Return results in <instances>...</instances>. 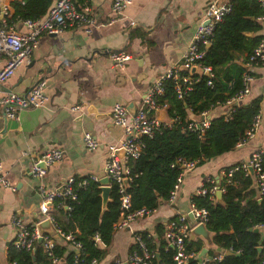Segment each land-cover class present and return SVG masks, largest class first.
<instances>
[{
	"label": "crops",
	"instance_id": "obj_1",
	"mask_svg": "<svg viewBox=\"0 0 264 264\" xmlns=\"http://www.w3.org/2000/svg\"><path fill=\"white\" fill-rule=\"evenodd\" d=\"M24 1L0 0V22L25 32L20 23L23 18H12V4ZM111 1L90 0L87 4L93 21L89 34H84L80 27H73L56 36H39L27 62L19 65L0 86L1 93L24 94L37 81L45 84L43 104L20 111L17 121L4 119L0 111V175L14 188L10 191L0 186V264H7L6 247L13 238L10 219L18 217L26 225L40 219L37 187L57 190L69 177L104 178L107 148L123 140L121 129L111 121L112 105L122 104L126 110L130 106L132 114H128L132 116L149 85L167 68L179 65L195 28L205 23L202 19L205 7L213 2H227L132 0L130 6L114 14ZM3 8L6 15L1 14ZM256 22L260 26L256 35L260 37L264 53V20ZM118 52L129 57L121 68L110 60V55ZM3 64L4 57L0 56V70ZM191 71L202 74L197 69ZM249 71L253 79L248 84V94L238 104L260 99L259 125L252 138L235 150L186 172L171 202L161 201L147 216L132 222L129 229L113 230L106 246L98 244L102 255L95 264L125 262L134 244L133 234L152 235L156 225L164 226L179 216H185L184 224L191 225L190 198L196 196V190L204 182L212 180L217 185L225 168L245 162L254 152L264 153V65ZM74 107L78 109L72 110ZM166 110H158L151 116L167 124ZM228 113V108L216 105L206 111L204 119L208 122ZM193 116L187 112L186 118L193 120ZM84 133L97 142L95 150L83 147ZM52 149L60 152V160L47 167L41 180L35 179L31 175L32 167L43 153ZM221 194L217 198L215 193V203H221ZM259 233L263 237L264 229ZM193 240L200 241L201 249L222 254L210 249L212 247L206 246L200 238Z\"/></svg>",
	"mask_w": 264,
	"mask_h": 264
},
{
	"label": "trees",
	"instance_id": "obj_2",
	"mask_svg": "<svg viewBox=\"0 0 264 264\" xmlns=\"http://www.w3.org/2000/svg\"><path fill=\"white\" fill-rule=\"evenodd\" d=\"M54 0H26L22 4H12V18H41ZM80 3L75 0L74 5ZM230 6L227 14L217 23L207 38L209 48L198 45L202 58L195 63L200 67H209L211 79L205 75L180 71V76L188 75L196 79L190 91L177 99L171 81L163 83L160 105L166 104V115L174 121L169 127H163L150 138L141 137L142 148L134 160H127L128 182L123 194L129 198L128 212L146 210L152 212L161 201L168 198L169 192L180 172L178 161L193 163L194 167L236 149L245 140L253 118L258 115L260 99H254L246 105L237 104L228 107L226 103L241 88V77L246 72L252 50L260 41L256 33L260 30L256 22L261 15L260 4L256 0H227ZM9 24V20H6ZM250 34L251 36H248ZM209 81V86L207 82ZM216 105L229 109L227 117L219 116L208 121L207 128L200 136L185 129L187 112L198 116ZM151 116V114L149 115ZM236 166V165H235ZM235 166L223 170V176L216 185L222 189L221 203L210 201L207 196H192L191 204L206 211L204 226L211 240L210 249L222 253L220 262L210 259L217 255L207 251L203 264H264V236L248 232V229L264 223V197H256L251 187L250 175L241 171L226 173ZM264 170V155L261 156ZM84 180L82 187L74 188V200H53L49 216L63 234L73 233L74 241L79 244L76 252L69 243L59 238L53 239L51 258L56 264H89L100 259L102 252L98 243L106 246L113 233V226L120 218V194L115 185L109 188L107 201L101 203L99 184L84 178H74L75 183ZM206 188L209 184L205 183ZM66 205L68 211H64ZM171 222V219L169 220ZM165 226V225H164ZM164 226L156 225L153 234L136 233L140 242L153 258L145 264H173L174 251L164 240ZM260 247V252L256 248ZM201 250L200 241L188 238L184 242V252L192 254L186 264L203 262L196 258ZM140 253L137 244H133L130 253ZM224 252L230 255L224 256ZM157 256V259L156 257ZM41 245L32 252L18 251L10 244L6 247L7 264H52Z\"/></svg>",
	"mask_w": 264,
	"mask_h": 264
},
{
	"label": "built area",
	"instance_id": "obj_3",
	"mask_svg": "<svg viewBox=\"0 0 264 264\" xmlns=\"http://www.w3.org/2000/svg\"><path fill=\"white\" fill-rule=\"evenodd\" d=\"M217 1V0H216ZM261 7V15L257 21L262 22L264 20V3L262 0H256ZM75 0H54V3L48 8L45 15L37 20H31L28 18L22 19L20 22L26 29L25 32H19L12 26H7L3 21L0 22V56L4 57V64L0 70V85L10 78L15 69L22 63L27 62L32 50L37 44V39L41 35L56 36L61 34L68 28L80 27L83 29L84 34H89L93 26V21L89 14L87 4L90 0H80V6L74 5ZM132 0H112L111 11L114 14L120 13L123 9L130 6ZM230 6L226 3L217 4L213 2L208 4L202 14V19L205 21L203 25H198L193 33L191 41L187 46L186 52L182 55L179 65L167 68L161 76L156 78L148 87L144 96L141 98L138 108L135 113L130 116L125 106L119 103H114L111 107V121L112 124L121 129L123 134V140L115 146H110L106 151V160L103 165L104 177L108 180L107 187L110 188L115 185L120 194V218L114 224V230L129 229L130 224L136 219H140L147 216L150 211L143 209L128 212L129 198L123 194L126 187L123 186V180H127V184L130 181L128 177V170L125 167L127 160H134L139 156L142 144L140 142L141 137L150 138L154 133L159 132L163 127H169L174 121L169 120L167 124H161L149 116L151 113L158 110H165L167 106L165 104L160 105L158 99L163 94V83L169 80L173 84V91L177 99L190 91V86L196 79L190 78L188 75L180 76V71L189 72L191 70H200L207 79H211V71L209 67H200L196 61L202 58V52L198 51V45L206 46L208 44L207 38L211 35L214 26L221 21L223 16L228 13ZM2 15H6V9L1 10ZM110 60L117 68H121L122 64L129 60V57L123 52H118L110 55ZM264 65V53L263 44L258 42L256 47L252 50L247 63L245 64L246 72L241 77V90L235 94L230 101L226 103L228 107L232 103L238 104L249 91L248 84L252 81L253 76L250 73V69L254 67H261ZM209 81L207 85L209 86ZM45 84L43 81H37L34 83L28 92L24 94L15 93H1L0 92V111L2 116L6 120L17 121V115L20 111L38 108L44 100ZM78 107H74L72 110H77ZM206 112L200 114L203 120L200 123H196L193 120H188L185 129L188 132H196L198 136L203 133L207 128L208 122L205 121L204 115ZM227 114L225 115V118ZM259 125V117L256 115L253 118L249 130L245 133V140L238 144L237 147L242 146L247 140L252 138L254 132ZM83 147L88 151H93L97 148L98 144L93 137L84 133L82 136ZM122 152V155L118 157L116 152ZM262 152H254L250 154L245 162H242L234 167L233 170H229L226 175L230 176L232 171H241L245 175H250L253 180V189L258 197H264V170L261 167ZM61 158L60 152L56 149L49 150L43 153L36 164L32 167L31 175L41 180L44 176L45 170L39 168L38 163L42 162L45 169L55 164ZM180 172L177 175L175 183L169 192L167 201L171 202L174 199L176 192L178 191L181 181L186 172L192 170L193 163H186L178 161ZM87 180L98 183L99 178L96 176H88ZM85 181L75 183L73 177H69L61 184V191L47 190L43 186L37 187V193L40 201L38 205V213L40 219L35 224L26 225L18 217H12L10 219V225L13 228V238L10 245L13 249L18 251L32 252L38 245H41L46 255L51 258V249L53 248V239L59 238L63 242H67L76 252L79 250V244L74 241L73 233L63 234L58 227L53 223L52 218L49 216L51 211V204L53 200H74V188L82 187L85 185ZM205 183L209 184L206 188ZM0 186L10 191L14 188L11 186L2 175H0ZM100 187V185H99ZM223 192L222 189L216 187L212 180L204 182L197 190L196 196H207L210 201L214 200L215 193ZM65 211H68V207L64 205ZM189 215L192 217V224H184L185 216H179L176 220L168 222L164 226V240L166 244L174 251L172 257L173 264H186L187 260L192 258V254H186L184 252V242L189 236L190 230L206 221V211L204 209L195 208L190 206ZM44 220H48L51 224L52 232L41 233L37 230L36 225ZM255 229H264V223L254 227ZM134 244H137L140 253L132 252L129 254L125 262L119 260L113 261L111 264H145L148 260L154 256L152 253H148L143 244L140 242L139 237L133 235ZM37 241L40 243L37 244ZM94 242L98 243L96 237L93 238ZM222 254H217L211 261L220 262ZM208 259L198 264H203ZM57 260L51 258V263L56 264ZM89 264H95V261H91Z\"/></svg>",
	"mask_w": 264,
	"mask_h": 264
},
{
	"label": "water",
	"instance_id": "obj_4",
	"mask_svg": "<svg viewBox=\"0 0 264 264\" xmlns=\"http://www.w3.org/2000/svg\"><path fill=\"white\" fill-rule=\"evenodd\" d=\"M217 4H219V3H217ZM208 48H209V44H207V45L205 46V50L208 49ZM191 72H192V71H191ZM0 86H1V85H0ZM236 105H237L236 103H232V104L230 105V107H234V106H236ZM129 107H130V106L127 107V111H128V112H129ZM129 113H130V112H129ZM156 113H158V112H156ZM130 114H132V113H130ZM192 119H193V121H195L196 123H200V122L203 120L202 116H200V115H198V116H193ZM116 155H117L118 157H120V156L122 155V152H121V151L116 152ZM37 166H38L39 168H42V169L46 170V169L44 168L42 162L38 163ZM99 184H100L99 190H100V193H101V194H100V197H101V203H102V205L104 206L105 203H106V201H107V195H108V192H109V188L106 186V185L108 184V180L104 177V178L100 179ZM122 184H123L124 187H126V186H127V180H123ZM60 191H61V187H60L59 189H57V192H60ZM215 196H216L217 198H219V196H220V192L217 191ZM63 210L65 211V208H63ZM189 217H190V216H189ZM36 228H37V230H38L39 232H41V233H53V232H52V228H51V224H50V222H49L48 220H44V221L38 223V224L36 225ZM248 232H252V233H254V234H257V233H258V230H257V229H248ZM194 238H200L201 240H203V242H204V244H205L206 246H208V247L211 246V240H210L209 233H208V231L206 230V228H205V226H204L203 224L197 225V226L193 227V228L190 230V232H189V236H188V240L191 241V240H193ZM39 243H40V242L37 241V244H39ZM256 252H257V253L260 252V247H257V248H256ZM206 253H207V250H206L205 248H203V249L200 250V252L198 253L197 257H198L199 259H201V258H203V257L206 256ZM223 255H224V256H228V255H230V253H229V252H224ZM155 257H156V259H157V256H155ZM123 264H126V263H123Z\"/></svg>",
	"mask_w": 264,
	"mask_h": 264
}]
</instances>
